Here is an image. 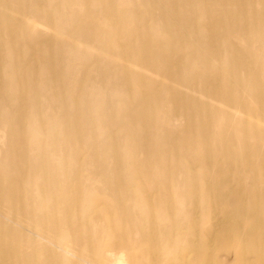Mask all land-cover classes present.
<instances>
[{
	"label": "bare ground",
	"instance_id": "obj_1",
	"mask_svg": "<svg viewBox=\"0 0 264 264\" xmlns=\"http://www.w3.org/2000/svg\"><path fill=\"white\" fill-rule=\"evenodd\" d=\"M0 264H264V0H0Z\"/></svg>",
	"mask_w": 264,
	"mask_h": 264
},
{
	"label": "rangeland",
	"instance_id": "obj_2",
	"mask_svg": "<svg viewBox=\"0 0 264 264\" xmlns=\"http://www.w3.org/2000/svg\"><path fill=\"white\" fill-rule=\"evenodd\" d=\"M167 9H168V11H169L170 13L172 12V8H171V7H168ZM179 33H182V32L179 31ZM179 39H184V34H183L181 37H179ZM48 56H49V55H48ZM93 83H94L95 85L98 84V80H97V77H96V76H94ZM158 88H160V87H158ZM3 143H4V140H3ZM75 249H77V247H75ZM220 258H221L222 260L230 259V258H228L227 256H225L224 254H222Z\"/></svg>",
	"mask_w": 264,
	"mask_h": 264
}]
</instances>
